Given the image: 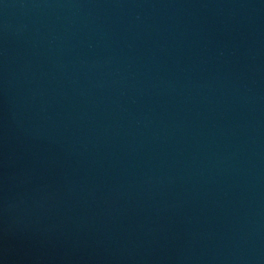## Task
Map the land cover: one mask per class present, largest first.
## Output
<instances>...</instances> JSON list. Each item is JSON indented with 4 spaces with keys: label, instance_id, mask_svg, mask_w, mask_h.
Masks as SVG:
<instances>
[{
    "label": "water",
    "instance_id": "95a60500",
    "mask_svg": "<svg viewBox=\"0 0 264 264\" xmlns=\"http://www.w3.org/2000/svg\"><path fill=\"white\" fill-rule=\"evenodd\" d=\"M0 264H264V0H0Z\"/></svg>",
    "mask_w": 264,
    "mask_h": 264
}]
</instances>
